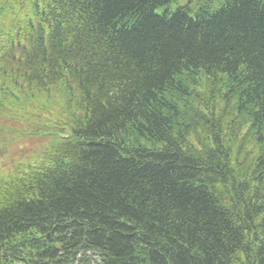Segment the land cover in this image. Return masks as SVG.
I'll list each match as a JSON object with an SVG mask.
<instances>
[{"label": "trees", "instance_id": "1", "mask_svg": "<svg viewBox=\"0 0 264 264\" xmlns=\"http://www.w3.org/2000/svg\"><path fill=\"white\" fill-rule=\"evenodd\" d=\"M0 264H264V0H0Z\"/></svg>", "mask_w": 264, "mask_h": 264}]
</instances>
